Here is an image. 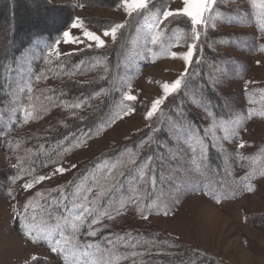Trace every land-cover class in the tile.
Wrapping results in <instances>:
<instances>
[{
  "label": "rangeland",
  "instance_id": "rangeland-1",
  "mask_svg": "<svg viewBox=\"0 0 264 264\" xmlns=\"http://www.w3.org/2000/svg\"><path fill=\"white\" fill-rule=\"evenodd\" d=\"M19 1L23 8L14 9L16 27L29 23L51 30L58 25L55 13ZM48 1L74 4L76 12L59 37L39 40L19 57L15 107L4 122L23 125L37 113L40 104L36 108L31 91L36 73L42 75L38 63L98 48L86 32L99 37L103 46L111 44L112 36H104V31L129 17L122 1L113 8ZM3 3L0 0V6ZM183 7V0H171L162 11H151L141 20L122 61L120 102L105 128L43 170L15 178L7 188L0 179V264H25L37 257L51 261L54 255L65 264H161L165 257H184L185 264H264V0H217L205 14L207 26L199 27L212 34L193 60H201L203 77L222 101L217 109L201 98V86L194 89L201 81V69L195 68L188 70L192 80L184 93L185 105L175 102L167 109L176 92L146 118L152 103L165 96L163 85H171L185 71L183 61L170 54L186 53L191 34L163 18L164 10L179 14ZM4 24L0 21L1 31ZM64 32L69 33L67 40ZM93 76L100 78L98 73ZM54 77L49 75L42 86L50 90L63 82ZM125 95L135 99L128 101ZM162 108L166 115L158 121ZM53 116L23 131H42L54 122ZM4 122L1 129H7ZM155 122L165 129L167 141L161 142L160 185L149 200V158L139 162L138 156L148 145L145 130ZM137 136L136 146L121 151L117 160L76 178V172L98 155L128 145V139ZM7 166L0 148V170ZM76 216L83 223L75 221ZM148 235L153 239L143 240ZM192 251L211 257L192 258Z\"/></svg>",
  "mask_w": 264,
  "mask_h": 264
},
{
  "label": "trees",
  "instance_id": "trees-1",
  "mask_svg": "<svg viewBox=\"0 0 264 264\" xmlns=\"http://www.w3.org/2000/svg\"><path fill=\"white\" fill-rule=\"evenodd\" d=\"M29 1L34 3L43 12L55 13L60 20L58 25L54 26L51 30L45 29L41 25H31L29 23H25V25L18 24V27H16L14 23V9H22L21 2L19 0H4V3L0 6V21L6 23L4 24V31L0 30V126L4 122L2 120L10 118L15 107L14 98L16 92L14 82L17 75L19 57L33 43L42 39L50 42L59 37L71 23L76 12V6L67 2L52 4L48 0ZM73 1L77 5L113 8L122 0ZM169 2L171 0H148L149 6L146 9L135 11L129 15L127 21L122 25L123 27L119 29L116 39L111 44L99 48L86 49L79 53L68 54L58 59L45 61L44 63H38L37 67L42 72V75L36 73L38 81H36V85L31 91L33 94L31 99H36V103H34L36 108L40 104L37 113L30 121H27L23 125L7 121L4 122L7 125V129L0 128V148L8 164L5 169L0 170V179L5 180V188L15 178L43 170L57 160L67 156L83 142L94 138L109 124L115 115L116 108L120 102L121 91L124 88L122 61L129 48L131 37L141 20L149 12L154 10L162 11ZM166 22L172 23L175 27L191 34L190 21L186 17L177 15L176 18H168ZM20 31H23L24 34L20 35ZM198 32L200 33V40L196 42L197 50L200 49L202 51V47H206L208 42H210V33L212 34V31L198 28ZM252 45V49H254V38L252 39ZM196 61L199 62L197 63ZM195 68L201 69V78H199L201 81H199V85L195 86L194 89L197 90L201 86L202 89L199 90L201 98L210 106L217 109L218 104L220 105L222 101L219 98L217 99L215 92L210 89V85L204 78L205 71L200 59H194L189 70L192 71ZM96 73L100 74V78L93 76ZM189 73L190 71L187 75L188 79L191 75ZM51 74L55 76L54 78L63 82L59 86L49 90L42 86V84H44V80ZM88 75L91 76L90 79L84 82L72 80V78ZM190 80L192 78L184 80V85L182 84L176 95L170 97L172 103L166 106L168 107L167 109L175 102L185 105L184 93L186 88H189L191 84ZM177 99L179 101H176ZM76 104H79L80 107H75ZM182 111L187 119H189V111L186 108ZM165 112V108H162L156 116V118H159L158 121L162 120L163 114L164 116L166 115ZM49 115H54L52 119L54 122L48 123L42 131H23L25 129L24 126H33L43 121ZM145 133H147L148 145L139 152L138 158L139 162H144L149 158L147 173L150 178V184H147V194L150 200L160 185L161 176L158 170V161L159 158H163L161 142L167 141V134L158 122L151 125L148 131L145 130ZM139 136L129 138L128 141L130 143L128 145H122L101 153L94 160L80 168L76 172V178L81 179L89 170H97L104 162L117 160L121 151L129 146H136ZM156 153L159 156L158 158ZM211 154L212 149L208 148V156H211ZM17 156H21L22 159H17ZM77 181L79 180L77 179ZM73 184L76 186L77 182ZM122 184L120 186L123 188ZM62 198L67 199L66 196H62ZM66 202L68 204V201ZM262 220L259 218L258 222L262 223ZM248 221L250 222V220ZM14 231H17L15 227ZM162 238V236L158 237L156 235L158 241L163 240ZM146 239L153 238L148 235V237L143 238V240ZM175 241L178 243L177 239ZM192 252L189 253V256L192 258L199 256L211 257L203 251ZM185 259L184 257H179L171 261L172 259L165 257L161 264H185ZM25 264L65 263L61 257L54 255L51 257V261L37 257Z\"/></svg>",
  "mask_w": 264,
  "mask_h": 264
},
{
  "label": "snow or ice",
  "instance_id": "snow-or-ice-1",
  "mask_svg": "<svg viewBox=\"0 0 264 264\" xmlns=\"http://www.w3.org/2000/svg\"><path fill=\"white\" fill-rule=\"evenodd\" d=\"M122 4L125 10L126 14H131L132 12L141 10V9H146L149 5H148V0H122ZM183 9L182 12H180L179 14L177 13H173L172 11L169 10H164L163 11V18L164 20H168V18L172 17V18H176L177 15L182 16V17H186L189 21H190V31H191V38L193 40L192 43H188L187 44V51L186 53L183 54H177L175 52L171 53V58L175 59V58H179L183 61L184 64V69L185 71L183 73H181V76L179 78H177L171 85L168 84H164L163 85V92L165 94L164 97H162L161 99L155 100L152 103L151 106V111H149L147 113L146 118H150L153 116V114L157 111V109L164 104L165 99L167 98V96L172 95L176 92H178L182 86V84H184V78L185 76H187L188 70L191 66V64L193 63V58L194 56L197 54V41L200 40V33L198 32V28L199 27H206L207 26V18L205 17L206 13H209L212 11V9L217 5V0H183ZM153 15H155V13H153ZM73 27H76V24H73ZM123 27L122 25H115L114 27L111 28V30H105L104 31V36H109L111 35L113 40L116 39V32L119 28ZM64 38L65 40L68 39L69 37V33L68 32H64ZM86 36L90 37L92 40H94L96 42L97 47H102L103 46V41H101L99 39V37L93 35L90 32H86L85 33ZM152 43L155 44L156 43V36L152 37ZM197 63L199 61H196ZM126 100L131 101L134 100L135 97L132 95H125L124 97ZM75 107L79 108L80 105L76 104ZM131 111V110H129ZM225 132H228V129H225ZM226 138V137H225ZM75 167V166H73ZM58 172H63V169H57ZM45 179L44 176L40 177V180L43 181ZM30 187V185H25V188ZM249 191H252L251 188H249ZM219 202V201H217ZM89 211L87 208H85V212ZM75 221H80L81 223H83L82 218L80 216H76L75 217ZM73 228H76L77 225L74 222L73 223ZM90 235H93L94 233H89ZM26 237L29 239H32V237L30 236V234L25 233ZM33 242H35V240H33ZM53 251H55V249H53Z\"/></svg>",
  "mask_w": 264,
  "mask_h": 264
}]
</instances>
